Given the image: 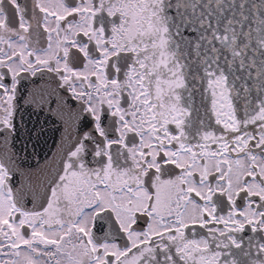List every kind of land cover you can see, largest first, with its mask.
<instances>
[{
	"label": "snow or ice",
	"instance_id": "obj_1",
	"mask_svg": "<svg viewBox=\"0 0 264 264\" xmlns=\"http://www.w3.org/2000/svg\"><path fill=\"white\" fill-rule=\"evenodd\" d=\"M0 264H264V0H0Z\"/></svg>",
	"mask_w": 264,
	"mask_h": 264
}]
</instances>
